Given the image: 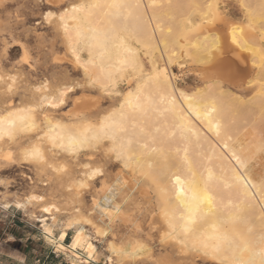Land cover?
<instances>
[{
  "label": "bare ground",
  "instance_id": "obj_1",
  "mask_svg": "<svg viewBox=\"0 0 264 264\" xmlns=\"http://www.w3.org/2000/svg\"><path fill=\"white\" fill-rule=\"evenodd\" d=\"M4 1L5 0H0V5ZM97 1L98 3L105 4V5L113 3V0H97ZM263 1L264 0H262V2ZM115 2L122 5V7L119 9H115V8L110 9V8L105 7L103 9H93L92 10V14L94 12L95 15L97 16V17L93 16V18L94 17L96 18L104 17V19L107 21V24L105 23L106 25L104 27L95 26L94 23H92L93 24L92 25L91 24L92 21H90V19L88 22H90L91 25H89L88 23L86 26L81 25L82 22L80 21V18L76 15L77 13L70 12L68 17L65 18V22L69 25V28H68V32L70 31L69 35L71 34V31H72V35L77 37L78 42L80 41V43L86 44L87 49L90 53L89 59L87 61H83V63L85 62V64L89 68L88 70L92 71L94 75L93 78H95V80L98 81L99 83L102 82V85H104L105 82L107 83L108 81H110L111 79L109 80V78H113L112 75L118 72L117 71L118 69L122 68L123 66L122 61L128 58L127 56L128 53L124 51H127L125 49L126 48L129 49V48L123 47L125 49H123L124 51L120 50L121 52L115 49L113 47L114 46L113 43L115 41L114 39L118 37L116 36L115 38L109 39L107 41V46L105 49H100L95 46L94 41H91L90 39H88V37H90L92 34L90 29L95 28L97 31L109 33L110 36L114 37L117 31L116 28L117 27L120 28V26H122L120 25L121 22L125 20L127 21V24L130 26V28L136 29L140 33V36L142 37V41L144 39L146 40V42L148 41L151 44H154L158 36L157 34H159L161 37L162 35L165 34L163 33L164 30L162 32V28L160 27L161 24L159 26L157 23L159 19H161V18L159 19L156 18L158 14L161 13L158 11L155 5V2L157 3L158 0H115ZM195 2L197 3V4L195 3L196 4L195 6H197L198 3H200L198 0H195ZM261 4H258L261 10L259 8L258 9L259 11H261L260 13L263 14L262 16L264 17V3H261ZM177 5L175 4L174 6H177ZM212 6L213 7L211 8V11H212L213 18L212 20L208 19L207 23L214 21V20L216 21V19L219 18L217 15L216 6L215 5H212ZM183 7L181 6L179 8H180V11H182L183 9L182 12L184 13L187 11V6L184 7L185 9ZM199 7L200 6L196 8H199ZM161 9L164 10L163 8ZM173 9L175 11V7ZM157 11H158V14H157ZM201 11L203 12V14L207 12L206 10L203 11L200 9V13ZM74 16L77 17V19H73ZM87 19L85 20L87 21ZM101 20L102 19L98 20V22H101ZM218 20H220V18ZM94 21L96 23L97 19L96 20L94 19ZM103 23L101 22L100 24L99 23L98 24L101 25ZM223 24L220 25V27L224 26ZM181 27H182V31H181L182 41H177L181 50L189 54L191 50L190 47L192 46L194 48L195 56L199 58L205 56L204 61L206 62L207 60L206 55H209V53L211 52L209 50L210 41L208 40V38L210 37V35L208 37L207 26L187 21V23L182 24ZM234 27H232V25H229L227 23L223 29L226 31L224 32L226 33L228 42L230 44L237 45V46H239L238 44L240 45L249 44L250 46L252 44H256L257 41L255 37H253L251 33L250 35L246 31V29L235 27L236 32L233 33ZM1 28H3V26L0 24V32H1ZM78 32L82 33V35L78 36L77 35ZM225 33H224V36H225ZM119 34H121V32ZM234 36L236 39V43H233ZM162 38L165 39V36H163ZM218 40L219 38L215 40V42ZM136 41L137 40L135 38V42ZM168 41L171 42L172 39L168 38ZM223 41L226 43V38L225 40H222L220 45L222 44L225 46L228 42L225 44ZM2 43L3 45L6 44L5 39L2 40ZM216 43L218 45V42ZM67 44L69 45V42ZM117 45H118V42H117ZM71 47H72V44H71ZM226 47L225 49L231 48V47H227V48ZM4 49L5 48L3 47V51L1 54L5 52ZM69 49H70V46H69ZM73 49H75V47L72 48V50ZM20 50H21V56H22L23 49L21 48ZM216 50L218 51V49ZM228 50L231 51L232 49L231 50L228 49ZM102 51H103V55H101ZM167 51H168V48H167ZM167 51H165L164 53H167ZM221 51H222V48H221ZM74 53H75L74 56L76 58L78 55L76 52ZM135 55L132 57H135ZM230 56L234 57L231 54ZM239 56L240 58H242L241 55ZM210 60H211V66L209 67L210 69H207V70L205 69L206 71H204L205 73L202 72L203 74L202 76H203V80L205 79L207 81V84H206L207 87L208 86L212 87L214 85L213 87L215 88L214 89L212 88V89L215 90V92L217 91V95H218V98H216L218 100L216 102L212 101L208 103L205 100L208 104H204L203 103L204 100H202V96L200 94L198 93L196 94L195 92L192 94L187 93L184 90L175 87L173 83V78L171 79L172 87L168 86L167 81H161L159 83H157L156 81H152L154 97L150 99L151 101L150 105H152V107L150 111L149 110L147 111L146 116L150 117V120H151L150 122H154L156 124L155 133L157 132V129H159V131L155 134L156 137L155 135H153V138L155 137L158 140L157 137L161 136L162 139L165 137V140H166L167 138L170 139L173 133H175V135H173L174 137L172 139V143L176 145V148H173L175 152L172 155L169 154L166 156L165 153L162 151L164 149L159 148L158 147L159 145L152 144L153 141L151 140L152 141L151 144L148 145V143H146L144 145H147V147H145L144 145H143L144 147H142L144 152L146 153L145 156L147 158V162L144 163L142 167H140V165L138 166L139 168L136 166L138 175L127 174L123 170H120L116 174L111 175L109 174V171L107 169L108 166L106 165L104 169V173H105L104 176H97L92 179H88L85 175L84 177H79L80 175H78L74 171V169L70 166L71 164L69 165L66 159L65 160L63 159V161H60V162L55 161L56 163L60 165L66 164L67 166V173L60 174V175L53 173L51 169L40 170L39 166L35 164H31L33 168V172L35 173V176L37 177L38 181L42 184L43 188H46L49 191V193L47 196H45L46 199L44 201H29V197L35 195V194H29L22 200L15 201L12 204L13 207L16 209H20V210H26L28 207L34 206L39 209L40 216L35 215L34 212H31L30 216L39 222L41 232L44 236L45 241L48 244L52 245L54 249H55L54 240L57 238L55 237L54 233L52 236L46 237L43 231V227L46 224L49 226L52 224L51 216L53 213H55V209H53L52 213H45L42 211V205L55 203L60 208L65 209V208L71 207V209H74L72 208V206L81 203L82 198L79 196H81L80 193L84 192L83 190H85L86 188H89V190L91 189L93 193V197L91 199L89 206L92 205L94 199L104 200L105 197H107L108 199V203L105 204L106 208L114 207L117 203L120 204L121 206L120 213L114 214L111 222H107V221L105 222L108 225V228L110 229L109 233L111 232V229L113 225L116 223V221L121 222L123 225L130 224L133 228L132 232L137 233L139 231L140 225L136 223L138 221H136V219L134 218L149 217L150 221H153L155 219L154 214H157L158 216H160L163 223L168 228L169 237L175 240L177 242V245L178 244L183 245L185 246V248L189 246L193 247V243H197V242L206 243L210 247L214 245H219L221 248V255L227 256L229 258L228 262H230L234 256L242 257L243 259H248L250 256H252L253 253L258 252L261 248H264V213L261 212V208L264 207V195L261 194V190H260L261 182L264 181V179H256L252 176L250 169L247 166V162H245V160L242 159L240 155L241 145L233 144L229 136L230 133H228L230 128L228 129L227 126L225 125V122H226L225 119L227 117V113L225 111L228 110V109L226 110L227 105H225V103H227L229 107H233V108H234V104L243 103L245 105V108H246V104H248L247 101L242 102L241 98H237L238 95L235 94V97H234L233 93L232 94L228 93V91L225 88L234 87L236 89L239 88L240 90L241 89L244 90L246 89V87L248 88L250 81L243 85L242 83H240L241 80L240 81L235 80L232 75L234 74L236 75V71L233 67L234 70L232 69L230 73L227 68L229 66L227 64L228 62L226 63L228 66H226L225 60H223L224 62L222 61V59L220 61V59L217 58V56H215L212 59L210 58ZM242 60L244 61V59ZM56 61H58V59ZM234 62H236V64L234 65H237V60ZM240 62L241 61H239V63ZM207 63H210V62H207ZM242 63L243 62H241V64H238L237 66L238 67L239 65L241 66ZM229 64H231V62ZM152 67H154V65H152ZM230 68L232 67L230 66ZM241 68H242L241 70H243V67ZM237 69H240V67ZM260 70H263V69H260ZM249 71H246V72H249ZM241 72L240 74H242ZM0 73H1L0 77H3V79H0V90H1V88H3L4 85L11 84L12 81L10 80L9 82H7L5 79H6V76L8 75L6 74H5L6 76L2 75V73L4 72L3 71L1 72V70H0ZM118 73H120V71ZM250 74H252V72ZM170 76L172 77V75ZM17 77H16V83L14 85V89L17 87L16 86ZM143 80H145V78ZM113 81L115 82V80ZM49 84H50V88L48 90L43 89L41 93L35 90L32 91L27 88H23L22 89L23 91L22 101L23 102H21V104H19L18 107H31V106H35L36 108L40 107L41 103H48V99L50 100V96H48L49 93L55 94L59 97V93L52 90L51 86H59L63 88L64 84L60 82L49 83ZM140 84H137L139 88L142 87V84L141 86ZM150 86L151 85L149 83V87ZM3 89L5 90L6 87H4ZM212 89H209V91ZM4 90L3 92H1L2 90L0 91V114H6V110L4 106V100L6 97L8 98V103L9 104L12 103V101L9 99L10 98L9 96L11 93L10 94L8 93L9 96H7V92L6 91L4 92ZM258 92H260V90ZM68 94L69 92H67L64 97H66ZM45 97H47V100L45 99ZM162 97L164 98L163 103H161ZM125 100L123 103L125 107L124 111L129 117L127 124L132 122L133 116H135V118H138V117L140 118V116L143 117V115L145 116V114L134 113L131 109L127 107V105L125 104ZM82 101L83 100H81V102ZM143 101L144 100L141 99V103H143ZM261 103L258 104L260 105V109H261ZM244 105L242 106L243 108H244ZM74 107L75 108L73 110L69 111L64 116V119L68 123H70L72 119L78 113H85L84 109L87 108L84 106L83 103L80 104L79 106L76 105ZM242 107L240 108L242 109ZM206 108L215 109V111L212 114L211 120H209L204 115V110ZM236 108L237 107H235V109ZM119 112L120 111H118L117 113ZM262 112L264 113L263 110ZM197 113H199V118L197 116ZM258 113L260 114V112ZM85 114H87L92 119V121L97 125L99 124L100 120H102L104 117V116L94 115L95 113L91 115L86 112ZM216 125H219V135H217ZM179 126H183L185 128L186 131L183 134H181V132L179 131ZM228 127L230 126L228 125ZM69 130L73 132L77 131V129L75 128L69 129ZM130 137L131 136H129V138ZM104 140L100 142L101 145L99 144L101 146V149L99 151L91 150V153L89 154V156L104 157L105 159H107L108 149L117 148L115 146V142L117 140L115 142L111 140L112 141L110 145L111 147L110 146L107 147L108 145L105 146L103 142ZM166 142L167 141H165L164 143ZM126 143L128 144V147H129V143L128 142ZM126 143L125 145L127 146ZM167 143L165 145L166 148H167ZM161 146L165 148L164 145H161ZM46 147H47V143H46ZM152 149H155V151H153ZM117 150H120V149H117ZM21 151L22 150L18 146L16 141L8 140L7 138L0 140V168H3L4 166L12 165V164H20V162L23 161L22 159H17L16 163H10L8 160L4 159V157L9 152H11L13 154V158H17ZM190 153H192V155L195 154V156H191ZM237 157L239 158V160H237ZM123 159H124L123 160L124 168L127 169V168L132 167L131 162H133L134 158L131 161V159L128 157V152L123 153ZM88 162H89L88 163L89 165H94L97 163L95 159H91V160L89 159ZM138 162L140 161L138 160ZM125 164H127V167H125ZM237 169H239V173L243 174L242 176L239 175V173L237 172ZM88 171L89 169L87 171H84V173ZM132 171L135 172L134 170ZM118 176L121 181H127V183L116 185ZM178 180H179V183L177 182ZM81 181H86L88 186L84 188H80L79 185ZM96 181H99L100 185L97 190H94L93 184ZM1 183L2 181L0 180V184ZM109 184L116 185L119 188V192L117 193L116 198L110 196L106 192V188ZM181 186L183 187L186 195L178 196L177 193ZM123 194H126V195H123ZM193 196H195V199H193ZM134 197L136 198V207L134 205L133 207L136 208V211H137L136 216L133 213H129V209L127 205L133 202ZM17 203L23 206L20 208H17L16 207ZM2 206L4 209H7L10 206V202H5ZM59 213H55V214L59 216L60 215ZM185 227L189 229L187 232L185 231ZM119 248H121L124 253H127V255L129 251H131V253H135L136 250L139 252H143V255L145 254L146 263L148 264H178L175 258L171 256L169 253L167 252L165 253V251H163L164 253L155 255L154 251L152 250L150 246L145 245L142 242H139L136 240H134L132 243H129L127 245H122ZM60 253L64 254V252H60ZM67 256L71 257L72 253H68ZM102 260L103 259L101 257V261Z\"/></svg>",
  "mask_w": 264,
  "mask_h": 264
},
{
  "label": "rangeland",
  "instance_id": "obj_2",
  "mask_svg": "<svg viewBox=\"0 0 264 264\" xmlns=\"http://www.w3.org/2000/svg\"><path fill=\"white\" fill-rule=\"evenodd\" d=\"M198 1L200 3H198L197 6H195L197 4L195 0H190V1L189 0H170V1L169 0H165V1L158 0L157 3L155 2L156 8L158 9L159 12H161L158 14V11H157L158 16L156 18L157 19L161 18V19H159V21L157 19L156 20L158 21L157 23L159 26L161 24L160 27L162 28V32L164 30L163 33L165 34L162 35V37L165 36V39L162 38L159 34H157L158 36L154 44H151L148 41L146 42V40L144 39L142 41V37L140 36V33L136 29L130 28V26L127 24V21L125 20L121 22L120 25L122 26H120V28L117 27L116 28L117 31L115 30L116 34L114 35V38L116 36L118 37H116L117 39L116 38L114 39L115 41L113 43L114 45L113 47L117 49L118 51L123 50L126 47H128L130 49L129 52L124 51V50L123 51L129 54V55L127 54L128 58L136 54L135 61H136L137 67L135 71H133L131 68H128L127 70H122L124 69V65H123L120 70V73L122 74L118 73L119 71L116 72L118 74L116 73H115L116 75L113 74L112 75L113 78H109V80L110 79L111 80L107 82L108 84L105 82V84L102 85V82H100L101 83L100 84L98 81L95 80V78H93L94 75L92 71L88 70L89 68L85 64V62L83 63V61H87L89 59L90 53L87 49L86 44H82L80 43V41L78 42L77 37L72 35V31H71V34L69 35L70 31L65 32L62 27H59V28L52 27L47 22H43L42 26H40L39 35L35 34L34 26L32 28V31L28 30L29 26L32 25L33 21H36L38 19L41 21L43 20L42 16L33 14L32 6L34 4H37L38 0H5L1 4L3 8L0 5V21H1L0 24L3 26L0 32V70L1 72L2 71L4 72L2 73V75H5V74L8 75V76L5 75L6 76L5 80L7 82L10 81L8 80L9 76L16 75V77L17 76L18 77H17V85H16L17 90L15 88L13 91L14 93H11V94L9 93L10 94L9 96L7 89L5 90L3 89L4 87H6V85H4L3 88H1L2 91L1 90L0 91L1 92H3V90L4 92L6 91L7 96L10 97L9 99L12 102L14 101L16 107H18L19 104L23 102L22 101L23 100L22 99V95H23L22 89L23 88H27L32 91L34 90L37 91V89L41 88V85L45 82H49V83L60 82L64 85L67 84L68 86H72L77 81H79L80 83H83L85 87L74 88L72 92H69V94L66 97H64L65 103L60 104L61 106L59 105L57 108H49L48 103H41L43 107L36 108V121H38L37 123L40 124L41 127H43L45 131H47V125H46L47 122L44 120V117H43L44 112L58 113L59 115L57 118L60 119L62 122L68 123L64 119L65 114L73 110L75 108L74 106L76 105L79 106L82 103L84 104L85 107H87L86 109H84L85 113L87 112L88 114H91V115L95 113L94 115L105 116V115H108L109 113L115 112L118 117L119 113L117 112L121 110V106L123 105L124 100L126 96L128 95V92L129 91L136 92V89L138 87L137 84H140V83L142 84L141 88L143 92L141 99L144 100L143 104L148 106V110L150 111L152 105L149 104L148 99H152L154 97L153 95L154 90L152 87V81L148 80V76H149L148 74L151 73L152 69L157 65L161 67H164L165 65H167L168 72L173 77V83L175 87L180 88L187 93L192 94L195 92L196 94L197 93L200 94L202 96V100H204L203 102L204 104H208L209 102H212V101L216 102L218 100L216 99L218 98L217 91L215 92V90H213L215 88L213 87L214 85L212 87L208 86L209 88L206 86L207 81L205 79H204L205 81L203 80L202 72L206 71L207 69H210L209 68L211 66L210 58L212 59L215 56H217V58H219L220 61L221 59L222 61L225 60L226 61L225 64L228 62L227 64L229 66L227 64L226 66H228L227 68L229 72L234 67L236 71V75L234 74L235 73L234 71L233 73L234 75L232 76L235 80L237 81L241 80L240 83H242L243 85L250 81L248 88L246 87V89L244 90L241 89L242 91L239 88L236 89L234 87L225 88L228 91V93L230 94L233 93L234 97L236 94L238 95L237 98H241L242 102L247 101L248 103L246 104V108L243 103L234 104V108L229 107V105L225 103V105H227L226 110L228 109L227 111H225L227 113V117L225 119L227 123L225 122V125L227 126L228 129L230 128L228 133H230L229 136L233 144L241 145L240 155L242 159H244L245 162H247V166L249 167L252 176L256 179H264V113L262 112V110L264 111V92H263L264 91L263 90L264 89V54H263L264 53V36H263L264 35V31H263L264 30V24H263L264 17L262 16L263 14L260 13L261 11H259L260 8L258 5V4L264 3V1L263 2L262 0L260 1L258 0H254V1L253 0H198ZM94 2L98 3L97 0H55L56 5L61 6V7L66 6L69 9H71L73 5H78L80 3L81 4H87V3L91 4ZM175 4L176 5L178 4V5L174 6ZM210 4L215 5V6L219 5L218 17L220 18V20H218L219 18H217L216 21L214 20V21H211L212 23L211 22L207 23L208 19L212 20L213 18L212 11L208 7V5ZM180 5L182 7L184 5L187 6V11L184 12L187 17L182 12L183 9L182 11H180V8H179L181 7ZM198 6L201 7V8L199 7L201 10L203 11L206 10L207 14L206 13L203 14L202 11L200 13V9L196 8ZM49 7L50 5L47 3V0H45L44 8L47 9ZM174 7H175V11L173 9ZM161 8H163L164 10H162ZM216 11H217V8H216ZM83 14L86 16H84ZM76 15L80 18V21L82 22L81 25L83 26H86L87 23L89 25L94 23L95 26L104 27L107 24V21L104 19V17L96 18L97 16L95 15L94 12L91 15H88L84 12H81V13L78 12ZM159 15L160 16L162 15V16L160 17ZM93 16H96V17L93 18ZM85 19H87V21ZM89 19L90 21H92L91 24L90 22H88ZM94 19L95 20L97 19L96 21L97 25ZM100 19L104 21L103 23V21L101 20V22L103 23L101 25H99L101 22H98V20ZM187 21L207 26L208 37L210 35L208 40L210 41L209 50L211 51L210 52L211 54L209 53V55H206V59H207L206 62L204 61L205 56L201 58L195 56L194 48L192 46L190 47L191 50L189 52L190 54L189 55L185 51L181 50V48L179 47L177 43V41H182L181 25L184 23L186 24ZM59 23L60 22L57 19V24ZM227 23L229 25H232V27L235 26L237 28L240 27L241 29L243 28L246 29V31L249 34L251 33L252 36L255 37L257 41L256 44H252L251 46L249 44L247 45L238 44L239 46L230 44L228 42V39L225 33L226 31L223 30ZM222 24L224 26L220 27V25ZM119 31L121 32V34L123 32V34L122 35L119 34L120 33ZM221 31L223 32L225 31L224 32L225 36H224V33ZM120 36L121 38H125L124 39L125 48L120 46ZM14 37L17 39H23L24 42L28 44L29 49H30V54L32 57L31 67L28 64L19 62L21 59L20 58L21 48L17 44L13 43ZM135 38L137 40L136 42H135ZM168 38H171L172 41L169 42ZM216 38L217 39L219 38V40L216 41L218 42V45L215 42V40H217ZM225 38H226V43L228 42L229 44L228 43L226 44L223 41L226 45L224 46L221 44L222 45L221 46L220 43L222 42V40H225ZM3 39H5V42H6L5 45H3L2 43ZM72 39L73 40L75 39L74 40L75 42ZM68 42H69V45L67 44ZM117 42H118V45H117ZM71 44H72V47H71ZM73 45L75 49L72 50V48H74ZM69 46L71 50L69 49ZM115 46L116 47L118 46V47L116 48ZM226 46L231 47L228 49L230 50L232 49L233 51L232 50L229 51L228 49H225ZM3 47L6 48L7 51L1 54L3 51ZM167 48H168V51H167ZM215 48L218 49L219 52ZM221 48H222V51H221ZM87 51L89 54L87 53ZM165 51H167V53H164ZM74 52L77 53L78 57L80 58L79 59L80 62L77 60V57L75 58ZM230 54L234 57H231ZM238 54L241 55L242 58H240ZM169 58H171V61H172L171 63H168ZM57 59L58 61H56ZM242 59H244L245 62ZM236 60H237V65L243 62L241 66L239 65L240 69H237L239 67L237 65H234L236 64V62H234ZM239 61L241 62L239 63ZM207 62H210V63H207ZM230 62L231 64H229ZM152 65H154V67H152ZM230 66L232 68H230ZM241 67H243V70H241L242 69ZM141 68L144 69L143 72L140 71ZM260 69H263V70H260ZM246 71H249L250 73L252 72V74ZM240 72L242 74H240ZM246 73L248 74V76ZM253 74L255 77L253 76ZM240 77L244 80H242ZM144 78L145 80H143ZM113 80H115V82ZM149 83L151 85L150 87H149ZM207 89L208 91L209 89H212V90L208 92ZM259 90L260 92H258ZM42 91L43 89L37 92L41 93ZM48 96H50V100H52L53 97H56L57 99H59V97L55 94L49 93ZM50 100L48 99V101ZM81 100L83 101L81 102ZM260 103H261V109H260V105H258ZM242 104L244 105V108L242 107L243 106ZM236 105L242 107V109ZM235 107H237L238 109L236 108L237 109L236 110ZM258 112H260V114ZM38 116L40 117V119ZM150 121H151L150 117L146 116L145 114V116L143 115V117L140 116V118L138 117L135 119V123H136L135 128L132 127V123H133V120H132L131 123L127 124L128 126H127L126 132H121L117 134V139H116L117 141L115 142V146L117 147L116 149H120V151H122V154L124 152L126 153L128 152V157L131 159V161L133 160V158L134 160L133 162H131L132 167L126 169L123 167V164H124L123 158L120 160H117L114 152H108L107 155L111 157V163L107 164L108 166L107 169L109 171V174L113 175V174H116L118 171L123 170L127 174L138 175V172L136 170L137 167L139 165L140 167H142L144 163L147 162V158L145 156L146 153L144 152L142 148L144 147L143 145L146 143H148L149 145L153 141L152 144L159 145L158 146L159 148L164 149L162 151L165 153L166 156L169 154L172 155L175 152L173 148H176V145L172 143V139L174 136L172 135V137H170L171 140L169 138L165 140V137H164L163 138L164 141L162 137L159 136L157 137L158 138L157 140L155 138L156 137L155 134L158 132L157 131L155 133L156 124ZM228 125L230 127H228ZM141 127L145 128L146 132L150 133V135H145L141 133L140 132ZM71 129H74V128H71ZM79 130L81 131L83 130V128L81 127ZM42 134L43 133H41V135ZM25 135H32L34 137L35 133H30V134H25ZM153 135H155L154 138H153ZM129 136H131L130 137L131 139L129 138ZM118 139L120 140V142L121 141L122 142L120 143ZM165 141L168 142V143L166 142L167 148L165 146L166 143H164ZM103 142L105 146L108 145L107 147H109L112 143L110 139H105ZM126 142L129 143V147ZM46 143H47V147L49 148L48 141L44 142V145H45L44 147L45 149H48L46 147ZM125 143L127 144V146L125 145ZM100 145H98L99 149H101ZM161 145H164L165 148ZM46 153L48 155L50 152L49 153L46 152ZM90 153H91V150H88V151H82L78 155H69L63 151L57 150L54 158L53 156H51L52 153H50L48 157L51 158L52 160L56 158L54 161H58V162L63 161V159L64 160L66 159L67 163H69V165L71 164L70 166L74 169V171L78 175H80L79 177H84V171L88 170V168H85L84 165L85 164L89 165L88 157ZM190 154L191 156H195V154L193 155L192 153ZM137 159L140 162H138ZM135 161H137L139 164ZM16 165L17 166L14 168V170H17V172L20 174V181L17 182L16 185L12 187L13 192L20 193L21 197H24V198L28 196L29 194L44 195V196L48 195L49 191L46 188L42 187V184L38 181L37 177L35 176V173L33 172V168L31 164L27 163L26 161H21L20 164H16ZM132 170H134L135 172H133ZM99 185H100L99 181H96L93 184V189L97 190L99 188ZM35 190H37V192H34ZM88 190L89 188H86L85 190H83L84 192L80 193L81 196L79 197L82 198L81 203L76 204L75 207L83 208L85 207V202L87 206L90 205L91 199L93 197V193L91 189L89 191ZM15 201H19V200H15ZM14 202H12V204ZM127 205H128L129 213H133L136 216V212H137L135 208L136 198L134 197L133 202ZM133 205L135 207H133ZM73 206L72 208H74ZM31 212H34L35 215L40 216L39 209L34 206L32 207L30 206L26 210H21L18 214L21 218L23 217L27 219L28 221H30V223L38 230L36 231L37 235H39L45 241L44 236L41 232L40 224L33 217L30 216ZM60 212L61 213H59L60 215L58 217H61V218L63 217L66 218L68 215L78 214L74 211V209H71V207L65 208V209L61 208ZM154 215H155V219L153 221H150L149 217L134 218L136 219V221H138L136 223L140 225L139 231L137 233L132 232L133 228L130 224L123 225L121 222L116 221V223L113 225L111 229V232L109 233V236L106 239H108L110 243L114 244L115 247L118 246L117 248H119L122 245H127L129 243H132L134 240L142 242L143 244L150 246L152 250L154 251L155 255L164 253L163 251H165V253L166 252L169 253L171 256L175 258L178 264H213L212 261L208 260L203 255H201L199 252L194 250L193 247L189 246L185 248V246L183 245H179V244L177 245V242L169 237L168 228L163 223L160 216H158L157 214H154ZM85 227L87 228L90 226L85 225ZM33 234H36V233H33ZM45 243H46L45 244L46 247L53 248V246L48 244L46 241ZM94 243H96V241H94ZM198 243L199 242L193 243V244H198ZM104 247L107 248V245H105ZM57 254L59 255V258L57 259L55 264H67L69 257L62 253H57ZM102 259H103V256H102ZM115 259L117 260V264H148L146 263V260H145V254L143 255V252H139L137 250L135 253H131V251H129L128 255L126 253V255L117 256L115 257ZM101 264H103V260L101 261ZM226 264H229V262H226Z\"/></svg>",
  "mask_w": 264,
  "mask_h": 264
},
{
  "label": "snow or ice",
  "instance_id": "obj_3",
  "mask_svg": "<svg viewBox=\"0 0 264 264\" xmlns=\"http://www.w3.org/2000/svg\"><path fill=\"white\" fill-rule=\"evenodd\" d=\"M45 0H38L37 4H34L33 14L43 17V20H36L32 22V25L29 26V31H32L34 26L35 34L39 35V28L42 26L43 22H47L52 27H63L64 31L67 32L69 25L65 22L66 16L69 13H78L84 12L88 15L92 14L93 9H103L115 8L119 9L122 5L118 4L113 0V3L110 4H101V3H91V4H78L73 5L71 9L66 6L61 7L55 4V0H47V3L50 5L49 8H44ZM209 9L212 8V5H208ZM217 15L219 14V5L216 6ZM57 19L59 24H57ZM77 19V17H73ZM223 19V18H221ZM91 36L88 37L91 41H94L95 46L100 49H105L107 46V41L114 37L110 36L109 33L97 31L95 28L90 29ZM236 32V28H233V33ZM78 36L82 33L78 32ZM13 43L17 44L20 48L23 49V55L21 56L20 63L28 64L31 67V54L28 44L24 42L23 39H17L14 37ZM233 43H236L234 36ZM120 46L125 47L124 38H120ZM130 51V49H127ZM6 52L7 49L5 48ZM103 55V51L101 52ZM174 55V54H173ZM77 56V60L79 61ZM171 58H169L168 63H171ZM124 65L123 70L131 68L133 71L136 70V61L135 57H130L122 61ZM118 69L117 71H120ZM141 72L144 71L143 68L140 69ZM171 77L168 72L167 65L160 67L159 65L155 66L151 73H149L148 79L151 81H156L157 83L161 81H167L168 86L171 85ZM3 79V77H0ZM9 80L12 81L11 84L6 85L8 93H13L14 85L16 83L15 76H9ZM52 90L59 93V99L53 97L52 100L48 101L49 108H57L60 104H64V96L67 92H72L74 88H83L85 85L79 81L75 82L72 86L65 84L63 88L59 86H51ZM50 84L45 82L41 85V88H38L37 91L41 89L48 90ZM111 94V93H109ZM142 88H137L136 92L129 91L128 96L125 100V104L129 109L134 113L146 114L148 111V106L141 103ZM47 100V97H45ZM164 102V98H161V103ZM151 103L149 99V104ZM4 106L6 114H0V140L7 138L8 140L16 141L18 146L21 148V152L17 158H13V154L9 152L4 159L8 160L10 163H16L17 159H22L23 161L28 162L29 164H35L39 166L40 170L51 169L53 173L57 175L66 174L67 166L60 165L54 160H51L46 152H51L52 156L56 155V151L60 150L69 155H78L82 151L95 150L99 151L98 145L104 139H110L116 141L117 134L127 131V122L128 115L124 111V105L121 106L119 116L115 112L105 115L99 124H95L92 119L85 113H78L70 123L62 122L58 119V113H49L44 112V120L47 122V131L41 127L40 124L36 121V107H16L15 102L11 104L8 103V98L4 100ZM40 107H43L41 105ZM215 111L214 108H206L204 110V115L211 120L212 114ZM199 118V113H197ZM135 116L132 117L133 123L132 127H136ZM83 128V131H80V128ZM75 128L77 131L73 132L69 129ZM217 135H219V125H216ZM159 131V129H157ZM179 131L183 134L186 130L183 126H179ZM140 132L145 135H150L146 132L145 128L141 127ZM35 133V136L25 135ZM43 133V135H41ZM175 135V133H173ZM48 141L49 148L45 149L44 142ZM147 147V145H144ZM155 151V149H152ZM108 152H114L117 160L123 158L122 151L117 150L116 148L108 149ZM90 160L95 159L97 161L94 165L85 164L84 167L88 168L89 171L84 173L88 179H92L97 176H104L105 166L111 163V157L108 156L107 159L104 157H88ZM237 160L239 158L237 157ZM127 167V164H125ZM239 173V169H237ZM242 176V173H239ZM55 179V178H53ZM179 183V180L177 181ZM127 181H121L119 176L117 177L116 185L126 184ZM116 185L109 184L106 188V192L116 198L119 188ZM80 188H84L87 185L86 181L80 182ZM261 194L264 195V181L260 185ZM179 195H186L183 187L181 186L178 190ZM126 195V194H123ZM46 199L43 195H33L29 197V201H44ZM195 199V196H193ZM210 199V198H209ZM108 203L107 197L104 200H95L91 206H87L85 202V207H74V211L78 213L77 215H68L66 218L58 217L55 213H59L61 208L55 203L42 205V211L45 213H52L55 209V213L52 214L51 220L52 224L44 225L43 231L46 235L52 236L53 233L57 239L54 240V247L57 253L64 252L65 255L72 253V256L69 257L67 264H101V257L103 256V264H117L115 257L126 255L121 248H117L114 244L110 243L108 239L110 229L105 223L111 222L113 215L118 214L121 211L120 204H116L114 207L106 208L105 204ZM23 205L17 203L16 207L20 208ZM261 212L264 213V207L261 208ZM89 225L90 227H85ZM189 229L185 227L187 232ZM103 238V239H102ZM96 241V243H94ZM3 241L0 240V244ZM108 247L105 248L104 246ZM194 250L199 252L208 260L212 261L213 264H226L229 258L227 256L221 255V248L219 245L209 246L206 243L193 244ZM247 250V249H245ZM110 253V254H109ZM258 258V259H257ZM10 264H26L22 258L17 257L15 261L10 262ZM229 264H264V248H261L258 252H255L248 259H243L242 257L234 256Z\"/></svg>",
  "mask_w": 264,
  "mask_h": 264
},
{
  "label": "crops",
  "instance_id": "obj_4",
  "mask_svg": "<svg viewBox=\"0 0 264 264\" xmlns=\"http://www.w3.org/2000/svg\"><path fill=\"white\" fill-rule=\"evenodd\" d=\"M16 166L12 164L0 168V240L3 241L0 244V264H10L17 257L26 264H55L59 258L55 249L46 247L45 241L37 235L38 230L30 221L21 218L18 214L21 210L12 205L15 200L24 198L12 190L20 181V174L14 170ZM5 202H10L7 209L2 207Z\"/></svg>",
  "mask_w": 264,
  "mask_h": 264
}]
</instances>
